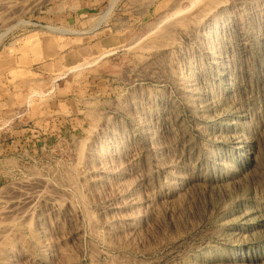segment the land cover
I'll list each match as a JSON object with an SVG mask.
<instances>
[{
	"label": "rangeland",
	"instance_id": "rangeland-1",
	"mask_svg": "<svg viewBox=\"0 0 264 264\" xmlns=\"http://www.w3.org/2000/svg\"><path fill=\"white\" fill-rule=\"evenodd\" d=\"M1 33L58 66L0 103V264H264V0H0Z\"/></svg>",
	"mask_w": 264,
	"mask_h": 264
},
{
	"label": "crops",
	"instance_id": "crops-1",
	"mask_svg": "<svg viewBox=\"0 0 264 264\" xmlns=\"http://www.w3.org/2000/svg\"><path fill=\"white\" fill-rule=\"evenodd\" d=\"M51 42V38L44 40L42 44L37 45V52L29 45L26 49H23L24 46L22 47L23 52L0 54V103L8 102V96L11 95L14 96L13 102H15L17 95L29 94L27 86L24 85L26 89L22 88L21 82L28 84L35 78L44 79V81H47V78L52 79L54 67L58 66V63L53 59L58 52L54 51L55 46L53 47ZM33 65L38 67L35 68ZM55 73L57 74V72ZM20 101L23 100L18 102Z\"/></svg>",
	"mask_w": 264,
	"mask_h": 264
},
{
	"label": "bare ground",
	"instance_id": "bare-ground-1",
	"mask_svg": "<svg viewBox=\"0 0 264 264\" xmlns=\"http://www.w3.org/2000/svg\"><path fill=\"white\" fill-rule=\"evenodd\" d=\"M193 3H194V2H193ZM173 14H174V13H173ZM169 16H170V15H169ZM172 16H174V15H172ZM166 18H167V17H166ZM178 20H179V19H178ZM180 20H181V19H180ZM28 22H29V21H28ZM27 24H28V23H27ZM96 27H97V26H96ZM9 29H10V28H8V30H9ZM164 29H166V28H164ZM8 30H7V31H8ZM60 30H61V29H60ZM63 30H65V29H63ZM63 30H62V31H63ZM7 31H6V32H7ZM65 31H66V30H65ZM67 31H68V30H67ZM63 32H64V31H63ZM3 33H4V32H3ZM76 34H77V33H76ZM2 36H3V34L1 33V35H0V40L2 39V38H1ZM10 43H11V42H10ZM10 53H11V52H10ZM19 75H20V74H19ZM22 75H23V74H22ZM22 75H21V76H22Z\"/></svg>",
	"mask_w": 264,
	"mask_h": 264
}]
</instances>
